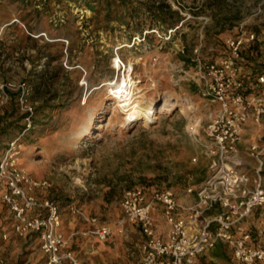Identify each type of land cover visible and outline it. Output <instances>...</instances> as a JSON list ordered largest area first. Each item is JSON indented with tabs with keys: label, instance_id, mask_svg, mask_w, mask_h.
<instances>
[{
	"label": "rangeland",
	"instance_id": "rangeland-1",
	"mask_svg": "<svg viewBox=\"0 0 264 264\" xmlns=\"http://www.w3.org/2000/svg\"><path fill=\"white\" fill-rule=\"evenodd\" d=\"M153 1L158 0H133L137 13H125L118 5L90 11L83 0H0V85L8 94L0 105V155L9 140L19 137L18 167L48 182L36 195L58 205L62 232L81 264L140 262L142 238L136 224L123 216V189L144 186L151 193L170 188L180 199L207 176L208 160L187 127L190 120H199L202 134L209 112L217 107L193 79L197 57L216 60L225 51V38L243 25L257 40L243 50L242 78L247 92L264 91L249 72L261 55L264 0H237L244 5L240 18L219 33L213 27L215 8L205 0H166L183 17L175 27L153 21L145 11ZM225 14L232 12L220 16ZM185 47L189 61L180 57ZM115 57L122 69L113 66ZM129 59L137 61L134 77L140 88L170 92L177 106L158 112L148 126L117 131L109 90L114 85L104 84L118 82ZM22 95L33 110L25 131ZM92 217L110 228L105 241L85 233L86 218ZM224 254L216 257L209 250L196 264H244L234 259L230 247ZM45 260L36 235L13 233L12 214L0 200V261Z\"/></svg>",
	"mask_w": 264,
	"mask_h": 264
},
{
	"label": "built area",
	"instance_id": "built-area-1",
	"mask_svg": "<svg viewBox=\"0 0 264 264\" xmlns=\"http://www.w3.org/2000/svg\"><path fill=\"white\" fill-rule=\"evenodd\" d=\"M256 40L254 31L240 25L235 35L225 38V51L216 60L205 62L197 57L195 61L193 79L201 86L203 96L217 107L209 112L202 134L199 120L192 119L187 126L191 139L208 160L207 176L185 191L193 200H180L170 188L151 193L144 186L123 189V216L135 223L143 236L139 264H194L217 243L230 247L234 259L241 263L264 264V242L251 245V234L244 227V220L255 208L264 210V140L250 146L258 162L253 174L240 169L238 157V143L247 123L264 120V91L247 94L242 78L243 50ZM255 67L257 83L264 84V39ZM4 87L0 85V105L8 99ZM19 87L23 93L25 84ZM23 98L20 104L25 113V131L30 127L33 110ZM19 148V137L13 138L0 155V188L4 187L0 200L12 214L13 233L36 235L46 256L44 264H81L67 247L58 205L36 195L37 190L48 187V182L34 179L18 167ZM157 208L167 226L164 235L158 232ZM86 220L91 227L85 233L100 241L110 236L107 225L99 224L95 217Z\"/></svg>",
	"mask_w": 264,
	"mask_h": 264
},
{
	"label": "bare ground",
	"instance_id": "bare-ground-1",
	"mask_svg": "<svg viewBox=\"0 0 264 264\" xmlns=\"http://www.w3.org/2000/svg\"><path fill=\"white\" fill-rule=\"evenodd\" d=\"M120 61L119 57H115L112 61L113 66L122 69L123 65L120 64ZM135 62L129 59L127 64H124L123 75L118 82L104 84L114 85L109 87V90L115 98L114 119L116 124L114 130L117 131L133 124L148 126L157 119L158 112H169L177 106V101H173L174 98L170 92H160L156 87L151 92L140 88L134 77L133 65Z\"/></svg>",
	"mask_w": 264,
	"mask_h": 264
},
{
	"label": "crops",
	"instance_id": "crops-1",
	"mask_svg": "<svg viewBox=\"0 0 264 264\" xmlns=\"http://www.w3.org/2000/svg\"><path fill=\"white\" fill-rule=\"evenodd\" d=\"M249 72H250V75L253 73V76H256L258 71L256 67H254L253 69L251 68V70L249 69ZM255 93H258V90H253V91L249 90L247 94L250 95V94H255ZM262 140H264V120H262V122L259 124H255L253 121H249L247 123L246 128L244 129L242 133V138L238 143V157L241 161L240 169L247 171L249 174L254 173L255 168L258 166V162L254 158V156L251 154L250 146L251 144L259 143ZM261 175H262V181H264V156H262ZM180 200L191 201L193 200V196H190L185 193V195L182 196ZM155 212H157V215L159 217L161 216L160 208H157ZM90 227H91V224H89L88 229ZM244 227L251 234L252 238L249 242L251 245L257 244L259 242H264V210L255 208L251 212V214L244 220ZM157 228H158L159 234L164 235L167 226L164 222L160 221L158 223ZM137 230L139 231L138 228ZM61 231H63L62 226H61ZM141 238H142L141 242H143L142 235H141ZM67 247L68 249L72 251L69 243ZM226 247H227L226 244L217 243L216 246L213 249H211V251L213 252L214 256L222 258L225 255L224 250ZM72 252L74 253V251ZM202 255H200L199 257H201ZM197 259L195 260L194 264H196Z\"/></svg>",
	"mask_w": 264,
	"mask_h": 264
},
{
	"label": "trees",
	"instance_id": "trees-1",
	"mask_svg": "<svg viewBox=\"0 0 264 264\" xmlns=\"http://www.w3.org/2000/svg\"><path fill=\"white\" fill-rule=\"evenodd\" d=\"M205 5L210 7L211 9L215 8L213 11V15L215 17L214 25L218 26L219 28L216 30V33L223 31L228 26L233 25V21L238 20L241 16V6L243 4H236L237 0H205ZM83 4L86 6L87 9L90 11H98V5L100 7H105L106 9L110 10V7L121 6L122 9L127 10L125 13H129V11H135L137 13V8L133 7V0H83ZM148 15L153 19V21H159L169 27H175L180 20H182V15L175 9H172L170 4L166 0H158L153 1L146 4L145 8ZM232 12L231 15L225 14L220 16L223 12ZM132 14V13H131ZM124 16L123 13L119 14V18L121 19ZM121 21V20H120ZM124 22L123 24H126ZM148 35L145 36V38ZM190 50L185 47L183 53L180 54L181 59L183 61H189L190 57ZM7 136V133H4ZM223 254V253H222Z\"/></svg>",
	"mask_w": 264,
	"mask_h": 264
}]
</instances>
